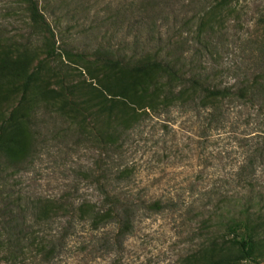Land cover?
<instances>
[{
    "label": "rangeland",
    "instance_id": "obj_1",
    "mask_svg": "<svg viewBox=\"0 0 264 264\" xmlns=\"http://www.w3.org/2000/svg\"><path fill=\"white\" fill-rule=\"evenodd\" d=\"M38 3L54 33L57 52L53 57L46 55L43 35L34 31L25 0H0V65L10 68L2 79L7 84L0 89V119L17 108V115L28 112L34 125V146L12 182L30 198L67 195L77 203L95 199L94 186L85 179L84 171L94 168L103 156L75 134L62 108L63 98L72 96L62 83L73 86L76 94L94 90L102 76L96 66V50H117L131 56L133 51L165 54L178 52V48L187 52L186 61L191 65L214 73L217 82L229 83L234 68L243 65V38L255 30L264 0H238L217 16L214 31L200 39L212 43L208 44L211 52L195 35L208 0ZM38 64L41 71L22 98L21 85ZM113 77V72L105 75L109 81ZM60 95L63 97L57 99ZM253 112L235 107L221 128L206 133H202L203 113L183 112L178 106L135 116L120 149L105 159L112 166L111 176H116L117 167L126 168L125 183L117 187L135 196L172 197L176 207L138 217L132 232L114 246L107 241L113 227L93 230L82 222L68 236L54 264H190L188 256L208 232L201 224L208 212L201 207L208 202L207 193H218L212 195V205L241 190L236 173L246 158L244 145L264 129V115ZM17 124L12 127L26 136L25 122ZM257 164L254 183L264 188V161ZM58 221L42 223L35 230L48 238L56 232ZM258 261L264 264V258ZM24 264H36V260L29 255Z\"/></svg>",
    "mask_w": 264,
    "mask_h": 264
},
{
    "label": "trees",
    "instance_id": "obj_2",
    "mask_svg": "<svg viewBox=\"0 0 264 264\" xmlns=\"http://www.w3.org/2000/svg\"><path fill=\"white\" fill-rule=\"evenodd\" d=\"M237 1L208 0L195 30L207 51L212 43L200 40L202 35L213 32L218 23L215 18ZM25 2L34 31L44 37L47 57H53L57 52L54 33L38 0ZM243 51V65L234 68L229 83L217 82L212 78L214 73L191 65L186 61L187 52L179 48L178 52L165 54L133 51L131 56L117 50H96V66L102 76L94 90L76 94L73 86L62 83L72 96L63 98L62 108L67 111L75 134L103 156L94 168L84 171L85 179L94 186V200L86 198L76 203L67 195L30 198L15 189L13 177L34 146L33 119L28 112L19 117L17 108L1 118L0 264H24L29 255L36 264H54L66 239L82 222L93 230L113 227L107 241L111 246L119 245L132 232L138 217L173 210L177 203L172 197L146 198L117 187L125 183L128 170L117 167V174L112 177V166L105 159L120 149L123 135L134 125L135 116L142 114L171 106H178L183 112L203 113L202 133L221 128L235 107H248L256 116L264 115V5L255 20V30L243 38ZM9 69L8 65H0V89L7 84L2 79ZM40 71L38 64L26 75L21 85L22 98ZM109 72L114 75L110 81L105 78ZM22 121L28 127L26 136L12 127ZM244 146L246 158L236 173L241 190L224 195L212 205V195L218 193H207L208 202L201 207L208 212L201 224L208 232L188 256L190 264H259L258 259L264 258V188L254 183L257 162L264 161V129L251 135ZM192 204L189 202V206ZM56 220L59 226L48 238L35 230L42 223Z\"/></svg>",
    "mask_w": 264,
    "mask_h": 264
}]
</instances>
